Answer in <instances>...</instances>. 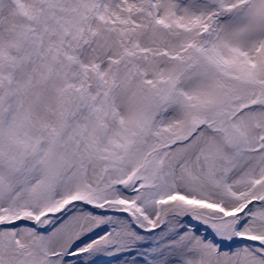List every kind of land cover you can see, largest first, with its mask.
<instances>
[{
    "label": "snow or ice",
    "instance_id": "1",
    "mask_svg": "<svg viewBox=\"0 0 264 264\" xmlns=\"http://www.w3.org/2000/svg\"><path fill=\"white\" fill-rule=\"evenodd\" d=\"M0 264H264V0H0Z\"/></svg>",
    "mask_w": 264,
    "mask_h": 264
}]
</instances>
